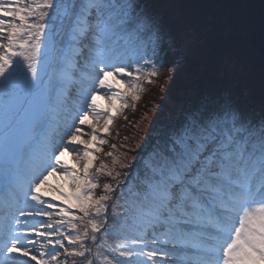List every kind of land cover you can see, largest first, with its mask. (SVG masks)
<instances>
[{"label": "snow or ice", "instance_id": "1", "mask_svg": "<svg viewBox=\"0 0 264 264\" xmlns=\"http://www.w3.org/2000/svg\"><path fill=\"white\" fill-rule=\"evenodd\" d=\"M162 27L139 0H0V103L21 100L0 125V264H264V89L258 111L234 82L188 113L135 191L95 163L164 67Z\"/></svg>", "mask_w": 264, "mask_h": 264}, {"label": "trees", "instance_id": "2", "mask_svg": "<svg viewBox=\"0 0 264 264\" xmlns=\"http://www.w3.org/2000/svg\"><path fill=\"white\" fill-rule=\"evenodd\" d=\"M139 2L162 21V40L155 46L156 55L152 58L156 61L162 59L164 67L158 76L153 77L154 83L144 81L146 87L139 100L133 102L129 96V106L122 110L121 123L102 135L107 143L100 146L103 151L96 153L100 159L95 162L97 165L106 163L114 174L118 172L121 177L127 173L121 183L134 191L148 174L145 163L168 152L188 113L219 96L224 87L234 82L239 83L250 105L258 111L264 89V0ZM148 55L152 56L151 46ZM225 57L231 60L227 77L224 74ZM15 98L0 103V125L5 111L11 115L19 109L21 104ZM25 126L19 124L22 130ZM108 152L118 158L116 164L106 155ZM64 159L70 163V156ZM123 164L130 167H121ZM55 181L63 191H70L63 181L51 180ZM100 182L116 185V181L106 175L100 177ZM101 192L102 189L96 190L97 195ZM118 194L119 189L113 197ZM63 201L61 198L57 203L67 206ZM68 230L67 226L62 229ZM100 235L97 234L98 239ZM86 243L92 246L90 242ZM106 243L115 247L111 236ZM102 251L109 258L113 255L107 249ZM96 264H102V260H97Z\"/></svg>", "mask_w": 264, "mask_h": 264}, {"label": "rangeland", "instance_id": "3", "mask_svg": "<svg viewBox=\"0 0 264 264\" xmlns=\"http://www.w3.org/2000/svg\"><path fill=\"white\" fill-rule=\"evenodd\" d=\"M112 83L115 84V81L113 80ZM117 87L123 88L124 86L123 85H117ZM15 100L18 103L21 104V100L19 98L16 97ZM97 103L104 109H108L109 108L108 102L105 99H103V98H99ZM111 114L114 116V120H113L112 124L109 126L110 128L113 127V126L118 125L122 121V112L116 113V112L112 111ZM88 124L89 125H95L97 127V129L100 130V124L97 123L96 121L91 120V118H89ZM86 130H88V129H86ZM17 132H18V134H22L23 130L21 129V127L18 126ZM104 133L105 132L101 130V135H103ZM158 157H159V155L156 156V159ZM69 161H70V163H68V164L70 166H72L73 168H76V165L74 164V159H73L72 156H70V160ZM53 180H56V179H53ZM51 183L54 184V185L58 184V183H56V181L55 182H51ZM45 191H50V190L45 189ZM52 194L56 195V193H52ZM48 198H51V197H48ZM131 199H133V197ZM53 218L57 219V217H53ZM36 219L37 220H44V219H47V218L46 217H37ZM160 247L164 251H168V250L171 249V245H163V244H161ZM183 256H184V253H183V251H181V252L177 253V257H175V258L180 259V258H183ZM167 259H172V257H169Z\"/></svg>", "mask_w": 264, "mask_h": 264}]
</instances>
